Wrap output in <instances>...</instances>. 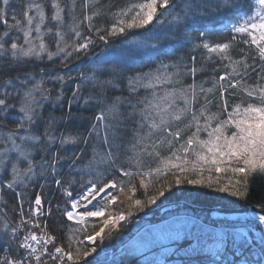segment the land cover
<instances>
[{
	"label": "snow or ice",
	"instance_id": "1",
	"mask_svg": "<svg viewBox=\"0 0 264 264\" xmlns=\"http://www.w3.org/2000/svg\"><path fill=\"white\" fill-rule=\"evenodd\" d=\"M19 3L17 11L12 0H0V24L5 26L0 33V200L5 190L21 198L40 180L41 189L51 180L70 198L66 201L70 209L65 207L61 214L79 227L70 229L67 247L57 245V237L47 231L46 222L41 228L39 219L54 215L53 208H45L36 195L26 218V197L19 199V222L10 226L6 221L0 236V251L8 250L0 264H94L86 258L97 252L96 241L105 240L106 230L110 239L111 232L128 219L124 212L106 217L105 210L118 199L114 191L124 193L129 185V191H135L132 178H139L145 192L146 180L152 183L171 176L176 185H215L242 200H249L250 182L264 185V0H256L255 11L250 0H142L123 6L114 0ZM158 5L163 9L159 15ZM225 13L235 18L221 29L230 37L225 42L211 41L215 29H205L196 37L186 31L192 22ZM105 16L110 24L95 22ZM154 19L157 40L160 34L166 38L182 32L193 53L206 50L200 67L193 54L190 66L161 61L155 69L133 76L125 75L119 63L99 61L90 74L78 73V82L70 73L46 76L42 69L27 70L34 61L57 59L68 67L98 43L108 44L130 30L146 28ZM206 71L211 75L197 81V73ZM189 76L192 82L185 83ZM118 81H126L128 95L109 97L107 92L118 88ZM48 84L59 85L55 96ZM66 86L72 87L68 111L45 117L46 105L62 106ZM73 105L81 115L73 114ZM88 110L96 112L88 130H69V122L88 120L82 115ZM89 148L91 156L86 157ZM66 151L73 155L66 157ZM112 171L129 179L105 182L103 177ZM218 174H224L223 186ZM85 176L89 179L84 191L73 197L69 189L75 177ZM158 195H164L162 188ZM156 200L157 195H147L128 208L143 209ZM56 210L60 211L59 204ZM254 211L264 224V198ZM88 218H104L98 231L94 226L89 231ZM260 253V260L236 258L229 264H264V247Z\"/></svg>",
	"mask_w": 264,
	"mask_h": 264
},
{
	"label": "trees",
	"instance_id": "2",
	"mask_svg": "<svg viewBox=\"0 0 264 264\" xmlns=\"http://www.w3.org/2000/svg\"><path fill=\"white\" fill-rule=\"evenodd\" d=\"M14 3L20 5L19 0H13ZM107 2V0H103ZM130 2H142V0H114V3L120 6L126 5ZM252 11H255L257 7L256 0H250ZM158 7L157 15L163 9ZM10 21V19H9ZM97 23L110 24L111 21L105 16L98 18ZM235 22V18L231 13H225L222 16H213L207 19L192 22L187 27L186 31L191 33L193 37L198 36L199 32L208 29L209 31L215 29L217 35H213L210 39L213 42H225L230 37L228 33L221 32V29L226 26H230ZM155 19L152 24H149L143 29L130 30L127 35L112 38L108 44L103 42L98 43L96 47L91 48L86 55H82L80 59H74L68 67H63L60 64L59 59L55 63L34 61L33 66H29L28 71L39 72L41 69L46 72L47 75H65L70 73L72 77L77 78L79 81L78 73H83V69L87 68L93 62H98L97 56L103 51H107L108 48L116 49L124 39L127 40L132 38H144L149 44L155 46L153 51L146 53L144 56L142 52L136 53V57L131 64L127 67L122 68L125 70L124 73L127 76L136 75L138 72L147 73L150 70L155 69L161 61L166 64H172L179 62L181 64H191V55L197 56V67L203 63L201 57L205 54L206 50H197L195 53L192 51V43L186 41L183 38V33H177L176 35L160 34V39L157 40L156 36L158 33L153 29ZM83 27V26H82ZM196 43L199 41L196 40ZM243 46V45H241ZM135 60H137L135 62ZM133 62V63H132ZM115 63V60H112ZM130 63V62H128ZM212 67L211 62H208V68ZM222 74V73H221ZM211 75L210 71L198 72L196 80L206 79ZM192 77L186 78L185 83H191ZM119 87L111 89L107 92L109 97L127 96L128 92L126 89V81H118ZM68 85H72V81H68ZM48 87L53 89V96L56 94V89L59 87L58 84H48ZM210 86V85H206ZM143 92V90H141ZM72 87H65L63 93V102L61 105H46L44 115L47 117L49 112L59 117L68 111V101L71 100ZM87 95V89L85 90ZM123 110V109H122ZM71 111L75 115H81L77 112V107L72 106ZM83 116L88 117L87 121L76 122L72 124L69 122L70 129L73 133L77 130L80 132H86L88 125L92 122V118L96 115L93 110H88L82 113ZM131 127V126H129ZM63 130V129H61ZM71 148L72 146H68ZM80 147H83L81 145ZM65 156H72V151H66ZM86 157L91 156V149L89 148L85 152ZM65 178L68 177L69 168L67 163L64 166ZM221 176V186L225 183L223 176L224 174H218ZM127 181L129 178L123 177L118 171H112L109 175L103 177L105 182L111 179ZM76 183L69 189L72 192L73 197L78 196L84 191L87 184L88 177H75ZM132 184H135V191H129V186L125 187L124 193L114 191L113 194L118 197L114 204L109 205L105 210L106 217L108 213L119 214L124 212L128 219L121 222V226L117 230L111 232V238H106L103 242L99 239L96 241L97 252L88 256L86 259L93 261L94 264L101 263L103 261L106 264H125L122 260L118 263V259L122 255H126L131 248V239L136 236L146 226H152L159 221H164L177 215H185L187 217V223L181 225L177 232H180V236L174 238L172 243H169L167 247L171 249V253L166 255L160 264H229L230 261L236 258L243 259L244 257L250 258L251 260H260L261 247L258 245L256 240L253 243L244 235L235 231L239 226H252L257 228V225L252 220H231L227 216L223 218H214L212 212L214 209L225 213L232 212H247L250 209L254 210L256 203L264 198V185H261L258 181L253 183L250 182L249 200H242L239 197H234L229 192H220L217 187L200 186V185H188L180 184L176 185L171 176L166 179L161 178L158 182L149 183L148 180L145 183L148 184L147 192L141 187L139 178H132ZM40 184H44L43 180H40L38 184L33 185L31 188L25 191L24 197L18 198L11 191L5 190L6 194L4 198L0 200V209L5 216V222L8 224L11 221L20 218V204L19 199H25L23 204V210L25 216L27 215V207H29L36 195H40L44 202L53 208L54 215L47 216V231L57 237V245L63 244L67 247L68 236L70 235V229L77 228L79 225L73 221H68L67 218L62 215V211L65 207L70 208V204H66L70 198L64 196L63 190H58L51 180L47 182L45 187L41 189ZM171 184V186H169ZM163 189L164 195H158V191ZM17 191H20L17 190ZM147 195H157L155 203L146 204L143 209H137L133 206L130 210L128 205L131 203L134 205L136 199L142 201L146 200ZM131 197V200H129ZM50 202V204H49ZM184 204L182 207L173 209L171 211L162 214L161 208L169 204ZM60 205V211L56 210V205ZM129 211L131 212L128 215ZM161 216V217H158ZM28 217V216H27ZM105 217V218H106ZM183 218V217H179ZM104 218H89L85 223L88 225L89 231H98ZM171 220V219H170ZM45 223V222H44ZM251 227V228H252ZM139 233L140 236L145 230ZM148 231V230H146ZM136 237V238H137ZM78 238H83L78 237ZM246 241V242H245ZM2 243V242H1ZM243 244V247H241ZM85 246L90 247V244ZM160 247L152 248L142 254L134 256L128 264H157L158 253ZM1 253V251H0ZM235 254V255H233ZM150 256L146 262L142 263L144 259ZM108 261V262H107ZM83 264V261L81 262Z\"/></svg>",
	"mask_w": 264,
	"mask_h": 264
},
{
	"label": "rangeland",
	"instance_id": "3",
	"mask_svg": "<svg viewBox=\"0 0 264 264\" xmlns=\"http://www.w3.org/2000/svg\"><path fill=\"white\" fill-rule=\"evenodd\" d=\"M11 7L16 9L17 11H19L20 5H16L12 0ZM257 7H258V5H257ZM4 27L5 26L3 25L2 32L4 30ZM154 47L155 46L149 44L142 37L132 38L129 40H127V38H126L123 40V42L116 49L108 48L107 51H105V52L102 51L97 56V59L99 61H105L108 64H112V60H115V63H119L124 68L125 66L128 67L131 64V61H133L135 59L136 53L142 52L143 55L145 56L146 53L153 51ZM136 61L137 60H135V62ZM41 62H48L49 63L51 61L45 60V61H41ZM98 62L91 63V65L89 66V70L92 69L95 66V63H98ZM128 62H130V63H128ZM89 70L87 72V70L85 71V69H84L83 73L90 74ZM123 71H125V70L123 69ZM44 73L47 76L46 72H44ZM0 176H3L2 172H0ZM17 190H19V188ZM174 205H175L174 203L169 204V205H165L163 208H161V212L164 208L169 207V206H174ZM179 205H180V207H182L184 204L183 205L179 204ZM175 208L177 209L178 207H175ZM78 210L82 211V209H78ZM250 211H252V209H250ZM232 213H233L232 217L234 218L233 220H238V219L246 220L245 218H250V217H248L249 214L248 215L243 214L244 216L243 215L237 216L234 214H236L238 212H232ZM228 214L225 212L219 211L217 209H214V211L212 212V215L214 217H218L221 215L226 216ZM158 217H161V216H158ZM179 217H183V218H179ZM5 219L6 218L3 215L2 210L0 209V236H2L4 233ZM164 221L162 220V221L157 222L156 224H153L152 226L148 227V229H146L148 231L145 230V232L140 234L139 237L135 238L132 242L130 251L126 255H124V256L122 255V257L118 258V259H121V260H118V263L123 260L125 262V264H128L134 256L142 254L146 251H149L152 248L160 247L161 249H159L157 251L158 257H159L157 259V264H160V262L163 261L165 256L171 253V249L169 247H167V245L169 243H172L174 238L182 235V234H180V232H177V230L181 225H184L187 223V217L185 215H178V216L172 217L171 220H169L167 222H164ZM254 222L257 224V226H259L260 230L263 229L262 225L259 222H256V221H254ZM239 227H241V226H239ZM237 231L240 232L241 230L237 229ZM1 242L2 241H0V243ZM150 256H152V255H149L146 259L142 260L143 261L142 263L146 262ZM98 264H101V263H98ZM103 264H106V263L103 261Z\"/></svg>",
	"mask_w": 264,
	"mask_h": 264
},
{
	"label": "built area",
	"instance_id": "4",
	"mask_svg": "<svg viewBox=\"0 0 264 264\" xmlns=\"http://www.w3.org/2000/svg\"><path fill=\"white\" fill-rule=\"evenodd\" d=\"M40 219V218H39ZM19 221H17L16 223H18ZM15 224H13L14 226ZM41 228H43V226L41 225ZM25 231H27V229H25ZM33 231H35L37 233V235L41 234V230L40 229H33ZM36 246V245H34ZM48 249L49 251H54V247L53 245H48ZM8 250H5L4 253L2 254L1 258L7 253ZM53 264V263H52Z\"/></svg>",
	"mask_w": 264,
	"mask_h": 264
},
{
	"label": "bare ground",
	"instance_id": "5",
	"mask_svg": "<svg viewBox=\"0 0 264 264\" xmlns=\"http://www.w3.org/2000/svg\"><path fill=\"white\" fill-rule=\"evenodd\" d=\"M261 214H263V213H261ZM252 216L255 217L256 220H257L256 212H253V213H252ZM257 221H258V220H257ZM258 222H259V221H258ZM259 223H260V222H259ZM260 224H261V223H260ZM261 225H262L263 229H262V231L259 233V236H258L260 242H261V238L264 237V224H261Z\"/></svg>",
	"mask_w": 264,
	"mask_h": 264
},
{
	"label": "water",
	"instance_id": "6",
	"mask_svg": "<svg viewBox=\"0 0 264 264\" xmlns=\"http://www.w3.org/2000/svg\"><path fill=\"white\" fill-rule=\"evenodd\" d=\"M175 207H176V205L166 207V208H164V209L162 210V212L169 211V210H171V209H173V208H175ZM255 235H258L257 232H255Z\"/></svg>",
	"mask_w": 264,
	"mask_h": 264
}]
</instances>
